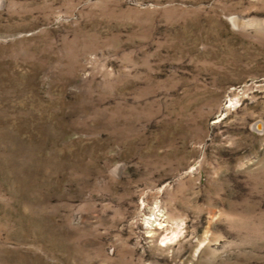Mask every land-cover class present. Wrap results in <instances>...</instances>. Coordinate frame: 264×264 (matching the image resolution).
I'll return each instance as SVG.
<instances>
[{
    "label": "rangeland",
    "instance_id": "1",
    "mask_svg": "<svg viewBox=\"0 0 264 264\" xmlns=\"http://www.w3.org/2000/svg\"><path fill=\"white\" fill-rule=\"evenodd\" d=\"M0 264H264V0H0Z\"/></svg>",
    "mask_w": 264,
    "mask_h": 264
}]
</instances>
